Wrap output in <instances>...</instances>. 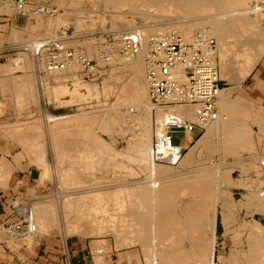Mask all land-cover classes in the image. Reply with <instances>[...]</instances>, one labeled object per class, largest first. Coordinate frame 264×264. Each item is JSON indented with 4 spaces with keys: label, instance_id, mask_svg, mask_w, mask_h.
I'll use <instances>...</instances> for the list:
<instances>
[{
    "label": "bare ground",
    "instance_id": "1",
    "mask_svg": "<svg viewBox=\"0 0 264 264\" xmlns=\"http://www.w3.org/2000/svg\"><path fill=\"white\" fill-rule=\"evenodd\" d=\"M65 1L66 0H60V2L63 3H65ZM102 1L104 2L107 8H112L115 10L126 8L127 6H132L140 11L137 14H140L142 17H144V20L145 19L153 20L154 18L156 19V22H153L151 24L147 21L143 23L144 24L143 26H139L140 27L139 33L143 37V47L141 48L139 54H137L135 57H129V58L119 57L118 59L117 58L118 56L115 57L116 62L119 61L118 62L119 64H124L125 66H127L128 72L123 74L121 71H118L119 73L117 72L118 74L117 73L115 74L114 71H110L113 73H110L108 78L104 80L103 87L101 90L103 92L105 91V92L115 93L117 95L115 97H117L119 102L117 100L118 103L116 108H114L115 107L114 104L116 105V102H114L112 107H110L112 105L111 104L107 108H103V109L101 108L102 110H100L99 108L98 110L89 109L90 111L86 110V112H83L76 116H72L73 114L65 115V116L64 115L49 116V114H46V118H45L46 120L44 122V126L48 130V132L51 133V135L53 136L52 138V136L49 134L51 136V141H52L51 144L54 147L53 149L55 153L58 155L60 160L63 157L65 158L67 157L68 159L72 158V160L77 162V164L79 163L83 164L82 166L76 167L74 166L75 164H73L70 161L69 162L67 161L68 163H65L67 164L65 165L66 167L62 166L64 167L63 171L61 170V172H59V170L57 169L58 173L63 172L61 175L62 182L66 184V182L68 181L71 182L72 184L74 183L78 184L84 181L82 180V175H83L82 172L86 174L90 172V170L93 171L95 168L99 169L100 166L103 165L101 163L103 162L101 155H103L104 153H108V150L110 148L113 150V148L110 147L109 144H106L104 141L103 142L99 141L100 140L98 137L99 133H97L96 131L98 129H101L102 131L109 132L112 131L115 127H119V130L122 131L121 130L122 126L128 124L130 121L139 123V125L141 126L138 135L139 139L133 141V143L136 142L135 143L136 147L134 146V148L135 149L137 148L138 150V153L136 152V150L135 152L137 155L139 154L138 157L142 161L141 166L143 167L144 164H147V170L145 173L146 178H144L146 183L145 182L141 183L138 181H134V183L133 182L131 183L129 181H126L127 184L124 183V184H117L116 186L113 185L114 188L116 187L115 190L113 191L111 190L114 188L110 189L111 187L109 188V186L106 188L104 187L105 189H103L101 187L97 188L94 185L92 187L91 186L92 184L90 185L88 183L86 186H84L81 183L84 187L80 185L81 186L80 190L71 189L67 192L64 198H62L63 199L62 214H64L62 216L63 217L65 216L64 220L69 222L68 223L69 225L70 224L73 225L74 227L73 229L78 228L81 229L82 231L83 230L88 232L90 231L93 234L100 233L103 230V228L108 227L107 231L111 232V234L114 233L115 236L117 237L116 239H119V242H123V243L126 242V245L128 246L136 245L139 242V244L141 245V249L143 250V254L145 255V258H148L145 260H149L151 264H244L243 261L245 262L250 260L249 253H247L248 250L250 249L247 250L244 249L242 251L238 249V251L237 250L235 251L232 248L231 252L229 253L230 255H228V257H225V247H223L216 255V239H217L216 225H217V212H218L217 205L221 204L219 203L220 200L219 197L222 193L219 192L220 191L218 188L219 184H217V182L218 180H220L219 178L221 177L218 176L219 175L218 173H216L215 175L211 171L208 172V170L206 169V164L205 165L202 164L205 167L200 166L199 168H196V170L193 172L194 174L192 173L193 175L192 174L188 175L187 171L190 170L189 168L190 166H196L200 164L199 160L203 157H206L204 156L205 154L209 155L208 157L210 158V154H213L212 152L214 151L209 148L212 147V143L214 142L215 139L218 140L216 142L218 144L224 141L223 144H226L227 147H231L233 149V152L236 153V155L239 154L242 156V154H244L246 150L248 149L252 150L253 149L251 148L252 142H250L252 141L251 140L252 134L250 133L248 128H246L247 129L246 130L244 128L245 126L242 127L239 124V122L244 121L245 123L247 122L248 119L250 121L252 120L253 123L257 122V125H259L261 129L260 134L264 136V109L263 108L256 109L253 107L252 104L248 103L245 100H237L231 97L230 92L234 86L232 87V89H230L229 87L221 89L220 93L218 94L219 95L218 99L216 101V106L218 111L216 112V116L214 118L211 119L200 118V115H202V113H198L199 111L197 109L198 107H196L192 115H189L190 116L189 120L191 121L195 120L197 125L200 126L197 129L204 131L203 135L197 140L194 146H191L189 148L190 150H188L187 154L185 153L183 154L182 146L183 144L186 145L184 142L185 140H183V143L182 144L180 143L181 145L178 146L175 144L176 146L172 151L174 153L176 151L181 152L180 156L179 154L176 155L179 158L176 164L173 163V164L164 165L157 163L156 160L159 161L164 157L163 155H168L170 150L165 152L163 151V153H161L160 151L156 153V151H154L152 148L151 141L153 136L152 134L153 130L150 125L151 124L150 120H152L151 116L153 114L152 113L153 108H152V104H150L149 101L150 84L148 83L147 78L144 76L146 72L145 57H146V51L148 50L147 41L149 40L150 35H153V33L156 31L164 32L165 30H167L166 32H168V28H167L168 26L165 27L162 24L163 22H161V19L171 17L172 15L184 16V18L183 17L182 18L185 19L186 17V20H183L181 25L179 26L177 25L176 27L173 26L174 29L176 28L178 30L179 32L178 34L181 35V37L186 41H190L194 36L195 29L202 27H209L208 34L207 32L205 33L207 35L210 34L211 37L214 36L212 38H214L216 41L215 56L216 58L219 56L222 61L221 65L218 64L220 67H222L220 70L221 76L224 77L227 75L228 77L230 72L231 74H233L232 71L234 70H232V67L235 66L234 67L236 69V71H234L235 73L234 76L236 78L235 80H237V83H240L242 79H244L248 74L251 73V71L256 66L257 62L264 55V29L261 24L262 23L261 16L264 15V0H102ZM69 16L70 14L68 15V17ZM81 16L82 15L78 17ZM117 16L120 15L117 14ZM121 17H117L116 19L119 18L120 21L125 25L128 26L131 25V20ZM83 20L84 18H80L77 25H81L82 27V24L84 23ZM168 21H166L165 23L166 25L168 24L167 23ZM40 26H42V24H40L39 27ZM32 28H34V26ZM172 30L170 28L169 31ZM163 32L161 33L163 34ZM70 42H72V39L69 40L68 46L70 45ZM13 60H15V58ZM21 66H23V68L26 67L27 69H30L32 64L30 63L29 65L28 63V65L26 66L25 65H21ZM77 67L78 65L71 66V68H75V69ZM67 69H70V67ZM65 70L66 69H64V67H59V68H54L53 70L47 72L48 76L52 75L53 77H55L56 81H58L57 85L54 84V86H52V93L56 97L61 96L60 93L62 94L63 93L66 94V92L68 93V87H67L68 85L67 86L64 85L63 81H61L63 78L67 77ZM178 70L181 71L182 68H179ZM4 72H6V70ZM76 74L73 75L72 73V75H69L74 83V90L71 89V91H73V97L71 101L76 97L79 98L77 100H80V98L88 99V97L93 95V93H95L94 94L95 96L99 95L100 90L98 89L96 83L94 82L91 84L87 82L83 83L80 80V78L78 79L76 77L78 75ZM27 75H23V77L21 78L25 83L27 82L30 83L32 77L30 78V80H28L29 77ZM7 78L10 79L9 77ZM8 79H6V81ZM112 80L113 81L116 80L117 82L115 84H112L113 83ZM79 86H84V89H86L85 91L86 93L80 92ZM3 88L4 87H2V89ZM20 88L15 87V90L20 91ZM32 90L34 89L32 88ZM26 91H28V89H26ZM16 101L18 100L16 99ZM181 108L184 109V107ZM178 110L182 111L181 109ZM187 111L192 112V108H189ZM158 113L159 116H161V118L166 114V112L163 114L161 109H158ZM161 128H162V124L160 125V127H157V134H158L157 139H159V142L162 141L160 134L161 131H163V128L162 130ZM17 131H19V129H17ZM1 132L4 133V136L6 135L5 134L6 132L4 130ZM187 133H188V138H191L194 134H196L195 131H187L185 134L186 137H187ZM7 134H9V132H7ZM35 134L37 135V132ZM24 135L26 134H23L24 139H27V137H29L30 134L28 136L26 135V137ZM34 136L35 135H33V137ZM17 137H21V135L20 136L17 135ZM13 138H16V136ZM71 138H74V140H72ZM75 138L76 139L79 138V140H76ZM20 139L21 138H19L17 142L18 141L20 143L22 142V144L25 143L23 142V139L22 141ZM36 139L37 138H35V140ZM29 145L30 144L28 143L27 146ZM31 145L34 146L35 144H31ZM30 147L32 148V146ZM35 147L34 149H31V151H29V154L32 152L34 153L35 160L40 162L41 167L43 165V171H44V172L42 171L44 173L43 175L48 176L49 164L47 166L45 158H43L44 152L40 147L39 148L38 147L35 148ZM111 149L109 150V152L113 153ZM222 152L224 153L225 150ZM95 156L98 157L94 159ZM105 156L107 157L111 155L107 154ZM119 158H120V164L121 165L126 164L125 168H127L128 163L125 161V159L121 156H119ZM240 161L243 162L244 159L243 161L242 160ZM63 162H61V164L64 165ZM57 163H59L60 165V162L58 160ZM243 164L246 165V169L252 172L255 169H258L255 170V174L256 173L257 174L256 175L252 174L251 178L253 182L254 180H258L259 178L260 179L259 183H261V180L263 179H261L262 177L261 175L260 177H258V173H260L259 172L260 170L264 169V158L259 157V155L255 156L253 154L251 156V159L249 161L248 160L244 161ZM252 168H254V170H251ZM12 169H15V166L13 164H10L8 161H6V159H3L0 169L1 171L0 178L5 179L8 173H10ZM174 169H176V174L172 173ZM191 169H194V167ZM216 172H218L217 169ZM50 173H52V170L50 171ZM223 173L221 174L223 177L226 176L227 179H230L228 174L225 173L223 175ZM249 179H250V175L248 177H245V179H241V178L238 179V181L243 182L242 185L249 187V193L252 196V200L247 199L246 202L244 201V203L248 204L249 206H252L254 211L264 213V189H262L261 186L256 183L255 184L257 186L258 185L260 186V189L257 187L253 189L252 188L254 187V185H252L253 182H251L252 184H250L249 182L252 180ZM72 184L67 183L66 185H72ZM238 184L234 183V185L233 184L232 185L235 186ZM100 188L102 189V192H104L103 194H101ZM98 191H100V193ZM112 194L115 195V197L113 196L114 202L117 201L114 203V205L116 206V203L119 204V205L117 204V207L120 214H118L117 216L116 215L108 216L107 219L105 218V220H107L106 221L107 223H105L103 222L104 219L103 218H102L103 220L100 219L98 214H96V212L99 210L100 207L99 203H104L109 210V206L106 205V203L108 202L107 197H109V195ZM181 196H183V198L184 196H186L188 197L189 200L188 204L185 207H182V209L180 208L182 205H180V201H179V197L181 198ZM225 203H227L226 200ZM104 204L102 206H104ZM40 205L38 204V206L34 205L32 207L33 208L32 211L34 210L32 214L33 217L32 219L35 221L34 223L37 224V226L38 224H40L36 234H38V232H41L43 230L42 228L46 230L47 228L45 227L46 226L45 224L49 222L48 220L50 221L53 220V219L51 220L50 217V219L44 221L45 217L42 215L43 213L41 214V212L43 207H44L43 209H45L46 206H48L46 204L45 206H42V208H39L38 213H36L37 211H35V208L39 207ZM220 206H222V204ZM232 207L233 206L231 205V208ZM228 208L225 209V206L221 208L223 211V215H222L223 222H225L227 226L232 224L235 218L231 213H229V210L231 209ZM89 209L92 211L95 210L96 211L95 215H97L98 217L92 214H87L86 213L87 211L91 212ZM101 209L102 208H100V210ZM235 209H233L232 211H234ZM104 210H106L105 207ZM104 210L102 209L103 212ZM109 212L111 211L109 210ZM97 213L100 214V211H98ZM47 217L49 218V216ZM70 217L72 219H70ZM97 218H99V220H102L101 221L102 223L98 221L99 227L95 226L97 225L95 220ZM64 220L62 219V222ZM49 223L48 226L50 227L53 222L52 223L49 222ZM68 224H66V226H68ZM240 226H242L239 229L241 230L242 234L248 233L247 235L248 239H246L247 243L250 242V246L252 247L253 252L255 253L257 252V256H258L256 258L257 261L253 257L256 261V263L254 261L253 264H264V225L258 220H254V221L251 220L249 222L245 221L244 226L243 225ZM81 230L80 232L82 233ZM3 232L4 231H1V233ZM43 233L45 232L43 231ZM104 233L105 232L103 230V234ZM225 235L227 236V234ZM26 236H24V234H20V238L21 237L24 238L25 241L29 239L31 241V238H33L32 236L34 235H26ZM1 237L5 238V236H1ZM234 237L238 238L239 233H235V236L231 238ZM137 259H138V255L134 254V258H132V261H136Z\"/></svg>",
    "mask_w": 264,
    "mask_h": 264
},
{
    "label": "rangeland",
    "instance_id": "2",
    "mask_svg": "<svg viewBox=\"0 0 264 264\" xmlns=\"http://www.w3.org/2000/svg\"><path fill=\"white\" fill-rule=\"evenodd\" d=\"M13 1L14 0H8L9 2L8 7L6 8L1 7L0 13L2 14L6 13L9 16L14 15L15 12H14V7H13ZM41 2L47 5L53 6V8L58 11L59 15L54 18L41 15V16H36L35 19H28L26 17H20V29L16 27H15L16 29L14 30L12 29L11 35H9L8 40L4 39L3 41L4 37L0 35V126H1L0 127V145L2 146V148H0V152H1L0 159L2 162H3V159H6V161H8L10 164H13L15 166V169H12L10 173H8L5 179L0 178V180L3 181L2 186H7L8 180L12 176L11 174H13L14 171L16 172L17 170L25 171V174L29 178V183L26 185L28 188L27 187L22 188V189L20 188L18 192H14L11 188L7 187V190H6L7 192L5 193H7L6 198L8 199H7V202L5 203V207L8 205L9 202H12V201L19 202L20 204V201L24 200V202H27L30 205L32 204L31 210L33 209L32 207L34 205L38 206V204L39 205L41 204L39 207L35 208V211H37L36 213H38V209L42 208V206H45L46 204L48 206H46L45 209H43L44 208L43 207L42 212H41V214L43 213L42 215L45 217L44 221L50 219V217H51V220L53 219L52 221L48 220L51 223L53 222L50 227L48 226L49 222L45 224L46 225L45 227L47 229L49 228L48 230L47 229L44 230V228H42L43 230L41 229L42 230L41 232H38V234H34L35 236H32L33 238H31V241L30 239L25 241L24 238L22 239L21 237L20 242L16 243L15 250L17 252V257H16L17 264L19 263L20 264H68V259L71 260L70 264H96V263L97 264H106V263L107 264H151L149 260H145L148 258H145V255L143 254V250L141 249V245L139 244V242L136 245H132V246L126 245V242L124 243L119 242V239H116L117 237L115 236L114 233L111 234V232L107 231L108 227L103 228L105 232L104 234H103V230L101 231L102 233L100 232V233L93 234L90 231L88 232V231L83 230L84 231L83 232L81 229H78V228L73 229L74 228L73 225L71 224L69 225L68 224L69 222L64 220L65 216L64 217L62 216L64 215L62 214L63 213L62 212L63 211L62 210V205H63L62 198H64L67 192L71 189L80 190L81 186L84 187L87 185V183L90 185L92 184L91 185L92 187L94 185L97 188L101 187L105 189L106 187L109 186V188L111 187L110 189H112L117 184H124V183L127 184L126 181H129L131 183L132 182L134 183V181H138L141 183L145 182L144 178H146L145 173L147 170V164H144L143 166L144 168L141 166L142 161L138 157L139 154L138 155L136 154V152L138 153V150L137 148L136 149L134 148V146L136 147L135 145L136 142L133 143V141H136L137 139H139L138 135L141 129L140 128L141 126L139 125V123L130 121L128 124H125L124 126H122V128L120 127L122 131L119 130V127H115L112 131H109V132L102 131L101 129H98L96 131L97 133H99V136H98L100 139L99 141L100 142L104 141L106 144H109L110 147L113 148V150L110 148L113 153H110L109 152L110 149L108 148L109 149L108 153H104L103 155L100 154L102 161H103L101 163L103 165H101L100 163L101 166L99 169L95 168L93 171L90 170V172L86 174L82 172L83 173L82 180L84 181L81 183L84 185L83 186L81 183L72 184L71 182L67 181L66 184L70 183L72 185H66L64 182H62L61 175L63 172L58 173V170L59 172H61V170L63 171L64 170L63 168L66 167L65 165H67L65 163H68L70 161L73 164H75L74 166L76 167L82 166L83 164L82 163L77 164V162L72 160V158L68 159L67 157L66 158L63 157L61 159L62 161L59 159L58 155L55 153L53 149L54 148L53 145L51 144L52 135L45 128L44 122L46 120L45 119L46 114H49V116H63V115L65 116V115H72V114H73L72 116H76L78 114L86 112V110L87 111L98 110V108L102 110L103 108H107L111 104L112 105L110 107H112L114 102H116V105L114 104L115 106L114 108H116L117 103L119 102L117 97H115L117 95L115 93H110V92H105V91L103 92L101 89L103 87L104 80L108 78L110 73H113L110 71H114L115 74L118 71H121L123 74L128 72L127 66H125L124 64H119L118 63L119 61L116 62L115 60L116 58H113L114 56L115 57L118 56L117 57L118 59L119 57L123 58V55L119 52V48H118L121 35H123L126 32H131L133 30H140L139 26H143L144 25L143 23L148 21L149 23L152 24L153 22H156V19L153 18V20L152 19L144 20V17H142L140 14H137L140 11L137 8H134L132 6H127L126 8L116 9V10L112 8H107L102 0H97V1L78 0V2L77 0H73V1L66 0L65 3L60 2V0H41ZM69 14L70 16L68 17ZM79 14L82 16L78 17L80 16ZM117 14H119L120 16H117ZM0 17L2 18L5 16L0 15ZM117 17L126 18V19L131 20V25L128 26V25L123 24L119 18L116 19ZM182 17L184 18V16L172 15L171 17L161 19V22H163L162 24L165 27L168 26L167 27L168 32H166L167 30H165L164 32L163 31L161 32H163V34H167V33H171L175 35L178 34L179 33L178 30L176 28L174 29L173 26L175 27L177 25L179 26L181 25L183 20H186V17L185 19H183ZM80 18H84L83 20L84 23L82 24V27L81 25H77ZM261 18H262L261 24L264 29V15L261 16ZM166 21H168L167 25L165 24ZM40 24H42V26L39 27ZM33 26L34 28H32ZM170 28L171 30L173 28V30L169 31ZM200 30H204L208 34L209 27L197 28L195 29L194 34L195 32H198ZM161 32L160 31L154 32L153 33L154 36L150 35V40L159 35H163ZM55 36L61 39H68V40L72 39V42H70L69 46L75 48L76 50H82L84 48L85 51L87 52V55L90 58L91 64L95 66L97 65L98 67L97 76L94 78H92V76H85L83 70L80 69L79 67H77L76 69L71 68V67L70 69H66L65 73L67 74V77L63 78L61 81H63L64 85L66 86L68 85L67 86L68 93L67 92L66 94L63 93L65 95L60 93L61 96L58 95L59 97L54 96L52 93V86H54V84L57 85L58 81H56L55 77H53L52 75L50 76L47 75L48 74L47 72L49 71H46L45 66L43 64V59L35 58L31 55V52L23 50L24 47L26 46L32 47L33 45V49L31 47L30 49L35 51L37 48L35 47V45L38 44L39 40L45 39V38H51ZM14 58L15 60H13ZM216 59L218 62L217 65L218 64L221 65L222 64L221 58L218 56ZM24 61L26 62V64ZM16 62L19 64H17ZM27 62L29 63V65L30 63L32 64L30 69H27L25 67L26 65H28ZM21 65H25L24 66L25 68H23V66ZM219 65H218V69H219V76H220L219 80H220L221 87H223V89L228 88V87L232 89V87L234 86L230 92L231 97L237 100H245L248 103L252 104L253 107L256 109H260V108L264 109V76H260L264 73V55L257 62L256 66L251 71V73L248 74L244 79H242L240 83H237V80H235L236 79L234 76L235 74L234 71H236V69L234 68L235 66L232 67V70H234L232 71L233 74H231L230 72L229 74L230 76L228 75L227 77L226 75L222 77L220 74L221 73L220 70L222 67H220ZM5 70L6 72H4ZM72 73L73 75L76 74L77 75L76 77L78 79L80 78V80L83 83L84 82H87L90 84L93 82L96 83L98 89L100 90L99 95L95 96L94 95L95 93H93V95L89 96L88 99L80 98V100H77L79 98L76 97L75 99L71 101L73 97V91H71V89L74 90V83H73V80H71V77L69 75H72ZM91 74L94 75V73H91ZM23 75H27L29 77L28 80H30V78L32 77L31 78L32 81L30 80V83L28 82L25 83L23 79L21 78L23 77ZM144 76L146 77V72ZM7 77H9L10 79H8ZM6 79L8 80L6 81ZM112 82H113L112 84H115L117 81L112 80ZM2 87L4 88L2 89ZM15 87H18V88L21 87L20 91H16ZM79 87H80V92L86 93L85 92L86 89H84V86H79ZM32 88L34 90H32ZM26 89H28V91H26ZM19 92H22V93H19ZM16 99L18 101H16ZM155 118H156L155 115L152 114L151 116L152 120H150L151 124L149 123L153 130L152 132L153 136H152V141H151L152 146H153V142L155 139L154 136L158 135L156 128H154ZM248 120L245 123L244 121H241L239 122V124L242 127L245 126L244 127L245 129L248 128V130L252 134L251 135L252 141H250L252 142V146H251V148H253L252 150L250 149L246 150L245 153L242 154V156L239 154L236 155V153L233 152V149L231 147H227L226 144H223L224 141L222 143H219L220 144L219 145L218 143H216L218 140L215 139L213 142L214 144L212 143V147L214 146L215 148L214 147L209 148L214 151L212 152L213 154H210V158L208 157L209 155L205 154L204 156L206 157H203L199 160L200 164L189 167L191 171L190 170H189L190 172L187 171V174L191 175L196 170V168H199L200 166L205 167L204 166L205 164H206V169L208 170V172L211 171L215 175L216 173L219 174L218 176H220L221 178H219L220 180H218L217 184H219L218 186L220 190L219 192L220 193L222 192V193L221 195L220 194L218 195H220L219 203H221L222 206H220L221 204L217 205L218 212H217V225H216L217 226L216 255L219 253V251L223 247H225V257H228V255H230L229 253L231 252L232 248L235 251L236 250L238 251V249H240L241 251L244 249L245 250L250 249L248 250V252L246 251L247 253H249L250 260L248 259L249 261H245V262L243 261V263L253 264L255 259L258 257L257 252L256 253L253 252V249L250 246V242L247 243L246 239H248V236H247L248 233L242 234L241 230L239 229L240 227H242L240 225L244 226L245 221L249 222L251 220L252 221L258 220L264 225V213L254 211L252 206H249L248 204L244 203V201L246 202L247 199L252 200V196L250 195V193L248 194L249 187L242 185L243 182L241 181H238L239 182L238 185L233 186L234 183L235 184L237 183L236 181L238 180L237 178H240L241 176L248 177L250 175V180H252L251 175L252 174L254 175L255 170H258V169L254 170V168H252L251 170H254L252 172L246 169V165L243 164L244 161H247V160L249 161L253 154L255 156L259 155V157L264 158V136L260 134L261 129L259 125H257V122L253 123L252 120L251 121L250 120L248 121ZM17 129H19V131H17ZM3 130L6 132L5 134L7 136L6 135L4 136V133L1 132ZM22 131H23V134H26V135L30 132L29 133L30 135L28 134L30 138L27 137V139H24ZM7 132H9L10 136L9 134H7ZM36 132H37V135L35 134ZM195 132L196 134H194L191 138H187V140L184 141L186 145L183 144L182 147L187 148V149L183 151V154L184 153L187 154L188 150H190L189 148L191 146H194L197 140L204 133L203 130H198V129ZM17 135L19 136L21 135V137H17ZM26 135L24 136L26 137ZM33 135L35 136L33 137ZM15 136L16 138H13ZM183 137H184V133L179 132L176 135V138L174 140L175 144L179 146L178 143H181L183 141ZM19 138H21L20 139L21 141L23 139V142L25 143L22 144V142L21 143L19 141L17 142ZM35 138L37 139L35 140ZM71 139L74 140V138H71ZM76 140H79V138ZM28 143L30 144L29 146H27ZM3 144H4V147H3ZM31 144H35V145L33 146ZM30 146H32V148ZM34 147L35 148L40 147L44 152L43 158H45L47 166L49 164L48 166L49 175L48 176L43 175L44 174L43 165L41 167L40 162L35 160L34 153L32 152L29 154V151H31V149H34ZM224 150L225 152L223 153L222 151ZM107 154L111 156L106 157L105 155ZM119 156L123 157L125 161L128 163L127 168H125L126 164L125 165L120 164ZM97 157L98 156H95L94 159ZM57 160L60 162V165L59 163H57ZM240 160H242L243 162H241ZM61 162H63L64 165L61 164ZM138 162H141V163H138ZM160 164H163V163H160ZM193 167L194 169H191ZM212 167L216 168L218 172H216V169H213ZM51 170H52V173H50ZM223 172L228 174L230 179H227L226 176L223 177L221 175ZM259 172L260 173H258V177H260L261 175L262 176L261 179L263 180H261V183H259V181L256 182V180H254V182L253 180L250 181L249 182L250 184H252L251 182H253L252 184L254 185V187H252L253 189L256 187L260 189V186L262 189H264V169L260 170ZM18 173H14L13 177L18 176ZM172 173L176 174V169H174ZM225 173H223V175ZM255 183L259 184L260 186L259 185L257 186ZM115 188L112 189L111 191L115 190ZM98 192L100 193V191ZM103 193L104 192H102V189H101V194ZM113 196L115 197V195L113 194L109 195V197H107L108 202L106 203V205L109 206V210L112 212V214L111 212H109L107 206H105L104 203H99L100 207L98 211H100V214L97 213L98 211L96 212L95 210L92 211L90 209L89 210L92 213L89 211L87 212L85 211V212L87 214H92V215H95V212H96L99 218L100 219L103 218L104 219V220L102 219L103 222L107 223L106 222L107 220H105V218L107 219L108 216H111V215L117 216L118 214H120L118 207H117L118 203H116V206L114 205V203L117 201L114 202ZM225 200L227 203H225ZM40 201L41 202L43 201V202L41 203ZM47 201H48V204H47ZM179 201H180V205H182L180 208L182 209V207H185L188 204L189 200H188V197L184 196L183 198V196H181V198L179 197ZM110 203L112 206L110 205ZM103 204L104 206H102ZM230 204L233 206L232 208ZM223 206H225V209L229 207L231 209L229 210V213H231L235 217L234 222H232V224L228 226L226 225L225 222H223V217H222L223 211L221 209ZM104 207L106 208V210H104ZM100 208H102L104 212L102 211V209L100 210ZM233 209L235 210L232 211ZM33 211H32V214H33ZM44 211H45V214L49 216V218L44 214ZM1 213H3V211ZM95 216L98 217L97 215ZM2 218L3 216L0 217V224L2 223ZM99 218H97L98 220L95 219L97 223V225H95L96 227L97 226L99 227L98 221L102 223L101 222L102 220H99ZM62 219L64 220L63 222H62ZM70 219L72 218L70 217ZM66 224H68L69 227L66 226ZM39 225L40 224H38L37 226L36 224L37 230L39 229ZM80 230L82 231V233L80 232ZM236 230L237 231L239 230V231L237 232ZM1 231L3 230L2 229L0 230V243L3 240H5V238L1 236L6 235L4 233L5 231L3 233H1ZM43 231L45 233H43ZM235 233H239V237L231 238L235 236ZM225 234H227V236ZM9 243L12 244L13 242L9 241ZM77 244H82V246L85 249L84 254L82 255L83 257L82 261H80L79 253H77L76 256L73 255L75 254L73 248L76 249ZM67 245L69 246V249H70L69 255L65 251V248L66 250L68 249ZM0 250L3 251V247L1 245H0ZM134 254L138 255V259L136 261H132V258H134ZM72 255L73 257H71Z\"/></svg>",
    "mask_w": 264,
    "mask_h": 264
},
{
    "label": "built area",
    "instance_id": "3",
    "mask_svg": "<svg viewBox=\"0 0 264 264\" xmlns=\"http://www.w3.org/2000/svg\"><path fill=\"white\" fill-rule=\"evenodd\" d=\"M8 3V0H0V8L8 7ZM13 7L14 15L19 18L35 19L36 16L41 15L54 18L59 15L53 6L41 0H14ZM0 15L10 19L14 16L6 13ZM133 31L124 33L119 40V52L125 58L135 57L143 47V37L139 30ZM170 34L159 35L151 40L149 38L145 57L146 78L150 84V104L153 108L152 113L156 117L154 128L157 130L161 124L163 128V131L162 128L160 130L162 141L159 142L157 136H154L152 148L156 153L170 150L168 155H163L164 157L157 161L166 165L176 164L179 159L176 155H181V152L176 150L175 153L172 152L176 146L174 142L176 135L179 132L184 133V140L187 131H196L200 127L195 120H189V115H192L198 107V113H202L200 118H214L218 111L216 106L218 94L223 89L215 56V39L203 30L195 32L190 41H186L179 34ZM68 42V39L58 37L45 38L39 40L35 51L32 50L33 45L26 46L23 50L31 52L35 58H42L47 71L78 65L85 76L96 77L98 67L91 64L85 49L76 50L68 46ZM179 68L182 70L179 71ZM189 108H192V112L187 111ZM158 109H161L163 114L166 112L162 118ZM183 149L182 151H185L187 148ZM20 204L12 201L2 210L0 228L6 233L4 242L8 245L20 242V234L26 236L37 232L30 204L24 200H21ZM9 241L13 243L10 244Z\"/></svg>",
    "mask_w": 264,
    "mask_h": 264
},
{
    "label": "crops",
    "instance_id": "4",
    "mask_svg": "<svg viewBox=\"0 0 264 264\" xmlns=\"http://www.w3.org/2000/svg\"><path fill=\"white\" fill-rule=\"evenodd\" d=\"M15 27L20 29V18L19 17H17L16 15L11 19L5 18V17H2V18L0 17V35H2V37H4L3 41H4V39L8 40L9 35H11L12 29L13 30L16 29ZM260 76H264V73ZM187 138H188V133H187V137L184 140H187ZM3 147H4V144H3ZM0 148H2L1 145H0ZM0 169H1V159H0ZM18 172H20V173H18ZM14 173H18V176L13 177ZM11 175L12 176H11V178H9L7 186H2V181L0 180V217L3 216V213H1L3 210L2 206H5V203L7 202V199H8V198H6L7 193H5V192H7L6 191L7 187L11 188L14 192H18L20 190V188L21 189L26 188L27 187L26 185L29 183V178L25 174V171H23V170H17L16 172L14 171L13 174H11ZM245 177L246 176H241L240 178L245 179ZM240 178H237V179H240ZM236 181H238V180H236ZM257 181H260V180H256V182ZM237 184H238V182H237ZM248 194H249V192H248ZM0 245L3 247V251L0 250V264H17V258H16L17 252L15 250L16 244L8 245L3 240L0 243ZM67 247H68V249L66 250V248H65V251L69 255L70 249H69L68 245H67ZM12 249H14V250H12ZM73 250L75 253L73 255L76 256V254L79 253L80 261H82V259H83L82 255L84 254V251H85L82 244H77L76 249L73 248ZM73 255L71 257H73ZM70 263H71V260L68 259V264H70Z\"/></svg>",
    "mask_w": 264,
    "mask_h": 264
}]
</instances>
